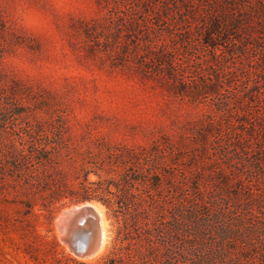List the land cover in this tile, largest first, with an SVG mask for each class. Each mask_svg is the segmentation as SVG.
I'll list each match as a JSON object with an SVG mask.
<instances>
[{"label": "rangeland", "instance_id": "rangeland-1", "mask_svg": "<svg viewBox=\"0 0 264 264\" xmlns=\"http://www.w3.org/2000/svg\"><path fill=\"white\" fill-rule=\"evenodd\" d=\"M228 3L0 0V120L24 101L31 120L56 129L61 123L70 155L56 159L49 174L65 180L67 199L91 168L89 158L157 146L180 196L191 195L197 182L207 194L214 187L236 194L229 200L239 215L233 239L218 241L220 231L212 229L210 250L228 248L230 261L247 256L264 264V0H242L235 11ZM217 17L228 26L236 20L240 29L213 33L205 43ZM13 81L32 99L11 96ZM192 82L215 91L179 92ZM239 144L247 149L235 151ZM221 174L227 186L217 183ZM21 201L0 196V264L106 260L118 225L103 204L91 201L103 210L104 247L81 259L60 239L57 221L83 202L56 206L48 222L38 206L29 210Z\"/></svg>", "mask_w": 264, "mask_h": 264}, {"label": "trees", "instance_id": "trees-1", "mask_svg": "<svg viewBox=\"0 0 264 264\" xmlns=\"http://www.w3.org/2000/svg\"><path fill=\"white\" fill-rule=\"evenodd\" d=\"M240 1L226 5L235 11ZM229 27L240 29L236 20L228 26L227 20L212 18L204 33L205 43L211 44L213 33L227 32ZM19 87L18 81L12 82L11 96L31 100L34 94ZM191 87L179 92L203 96L215 91L212 84L193 83ZM20 105L22 110L9 111L11 118L0 120V196L6 193L17 201L22 199L19 203L29 210L38 206L48 222L56 206L85 201L103 204L118 226L111 252L98 264H250L247 256L228 260V248H223V253L218 247L210 250L206 238L212 229H218V241L233 239V223L239 215L229 200L236 194L226 196L217 187L207 194L206 187L197 182L191 195L180 196V188L173 184L174 170L164 164L157 146L116 149L102 158H89L91 168L85 170L78 189L69 192L67 199L65 180L49 174L56 159L70 155L62 142L63 127L31 120L25 102ZM243 149L247 148L240 144L234 147L237 152ZM256 163L262 166L263 160ZM90 173L98 179L89 182ZM101 173L111 176L101 179ZM227 176L221 174L217 183L227 186Z\"/></svg>", "mask_w": 264, "mask_h": 264}, {"label": "water", "instance_id": "water-1", "mask_svg": "<svg viewBox=\"0 0 264 264\" xmlns=\"http://www.w3.org/2000/svg\"><path fill=\"white\" fill-rule=\"evenodd\" d=\"M60 215L57 229L63 236L69 232L72 244H67L69 251L78 258H90L97 245L92 230L98 229L100 222L96 208L91 201H86L64 210Z\"/></svg>", "mask_w": 264, "mask_h": 264}, {"label": "bare ground", "instance_id": "bare-ground-1", "mask_svg": "<svg viewBox=\"0 0 264 264\" xmlns=\"http://www.w3.org/2000/svg\"><path fill=\"white\" fill-rule=\"evenodd\" d=\"M95 208H96V211L100 217V222L98 224V229L95 228L92 230L93 232V236L97 242V245H96V248L94 250V252L89 256L90 258L91 257H95L97 256L103 249L104 247V244H105V233H106V230H105V222H104V217H103V213H102V208L94 203H91ZM61 217V215L59 216ZM57 224H58V221H57ZM58 232V231H57ZM69 232L66 234V235H62L60 234L59 237L60 239L63 238L64 242H65V245L67 246L68 245H72L70 243V237H69ZM68 247V246H67Z\"/></svg>", "mask_w": 264, "mask_h": 264}]
</instances>
